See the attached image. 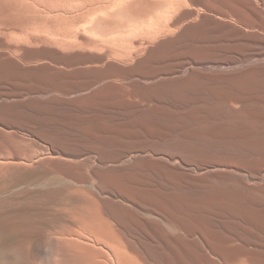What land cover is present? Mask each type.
Instances as JSON below:
<instances>
[{
	"label": "bare ground",
	"instance_id": "6f19581e",
	"mask_svg": "<svg viewBox=\"0 0 264 264\" xmlns=\"http://www.w3.org/2000/svg\"><path fill=\"white\" fill-rule=\"evenodd\" d=\"M0 8L29 20L18 27L19 40L55 44L94 62L50 77L43 73L55 70L47 63L24 68L0 53V82L41 74L51 89L60 75L63 82L90 75L102 82L118 63L127 66L126 77L140 78L128 86L74 85L65 97H47V88L27 99L16 88L0 92V118L15 119L19 107L63 104L91 115L76 127L106 149L92 146L97 182L88 178L73 227L51 237L64 264H264V0H0ZM22 58L34 59L27 51ZM102 113L109 124L120 115L133 131L170 134L107 136L102 144L94 133L115 130L101 122ZM55 158L51 152L3 158L0 181L49 187L41 169L72 168Z\"/></svg>",
	"mask_w": 264,
	"mask_h": 264
},
{
	"label": "rangeland",
	"instance_id": "374dc122",
	"mask_svg": "<svg viewBox=\"0 0 264 264\" xmlns=\"http://www.w3.org/2000/svg\"><path fill=\"white\" fill-rule=\"evenodd\" d=\"M28 21L29 20L27 18L26 19H17L11 11L6 10L5 8H0V53L6 54L8 57H11L12 59L16 60L24 68H29L30 66L32 67V66L39 65L42 63H47L53 70H55V71H47L46 73H43L44 75L46 74L45 76L50 75V77H52V75H54V73L56 71H60L61 72L60 74H66L68 72L67 70H70L68 72V73H70L72 70L75 69L74 66L77 65V62H78V65H77L78 67H84V66L87 68L88 67H94L93 66L94 62L92 61L91 58H85V59L81 58V60H80V58L75 59L73 57V53H70V52L65 53V51L63 52V50H59L61 48H59L57 45L55 47V44H52L53 46H51V47L48 46L49 44H46V45L43 44V46H40L42 43L30 45L26 42H23V38L21 39L22 41L19 40V37H17V36H19V33L21 34L20 37L21 36L23 37V35L18 30V27L25 26ZM30 21H32V19H30ZM5 32L7 33L6 35H5ZM12 33H13V35L15 34L14 35L15 38L12 37L13 36ZM3 35H5V37ZM7 35H8V37L10 35L12 38L17 39V41H20V43L16 42L14 39L9 40V39H11V37L8 38ZM12 41H13V43H12ZM4 45L5 46L7 45V47H10V48L12 47V50L8 49ZM57 47H58V49H57ZM36 48L39 50H37ZM4 49L5 50L8 49V51H10V52H8L7 50L5 51ZM28 49H30V50H28ZM25 51L29 52L31 58H34V59H32L31 62H25L23 60L22 55L25 53ZM33 51H35L34 55H33ZM40 51H42V52L46 51V54H41ZM49 51H51V54ZM13 53H15L14 55H17L19 57L17 58L16 56H13ZM83 54H85V53H83ZM88 54H92V53L89 52ZM49 55H50V58H49ZM20 59H22L25 63L22 62V60H20ZM41 60H46V61L43 62ZM74 60H76V61L73 62ZM39 61H41V62H39ZM47 61H49V62H47ZM83 61H86V62H83ZM71 62L74 64H72ZM53 63H55V64H53ZM89 63H92V64H89ZM118 65L120 66L121 69L116 68L115 71L113 70L111 72H108L107 75L103 76L104 77L103 80L105 82L110 80V81L115 82L117 84H120L122 86L123 85L128 86L129 83L131 82V80L140 79V78L136 79V77H139V76H133L134 78L132 77V79H129L128 77H126V75L122 69V68H125L127 66L122 65L120 63H118ZM77 66H76V68H78ZM73 67H74V69H73ZM62 68L63 69L65 68V69L63 70ZM67 68H69V69H67ZM70 68H72V69H70ZM43 74H41L37 78L38 80L29 81V82H22V83L17 82L14 84L13 83L6 84L4 82H0V92L2 93L3 90L8 89L7 91H4L3 93H11L16 88V89H18L17 91L20 94H22V92L20 91V90H22L23 93H25V95L24 94H22V95H24V98L27 99L29 97H32L31 95L43 96L44 94L42 93V91H44L47 88V90H49L50 93L46 94L45 96H47V97H49V96L65 97L67 95L64 94V91H66L67 89H72L76 85L90 84L92 86L94 85L93 87H96V86L100 85L102 82H104V81L98 82L96 76L94 77V75L93 76L90 75V76L77 77L76 79H73L76 82H63L61 79L62 77L60 75V76L54 78L55 79L54 84L56 86L53 84V86H55V87H54V89H53V87L51 89V85L48 84L45 80L43 81V76H44ZM81 78L84 80H82ZM123 80H125V81H123ZM93 81H95V82H93ZM120 81L125 82V83L127 81L128 84L127 83L124 84ZM35 82L38 85H36ZM96 83L98 85H96ZM2 84H4V85H2ZM40 84H41V86H39ZM14 85H16V86H14ZM29 87H31V88H29ZM12 88H14V89H12ZM27 88H28L29 93L27 91ZM49 88L52 91H50ZM15 91H13V92H15ZM25 91H27V92H25ZM33 92H34V94H33ZM27 95H29V97ZM0 102H1V100H0ZM46 105H49V104H46ZM52 105L48 106V107H50V109L44 105L42 107L36 108V110H34L35 108H33V110H32V106L23 107L22 108L23 110L21 109V107H19L20 110L18 108L15 110H19V112H21V110H22V112L24 110L27 111L26 113L24 112L26 115L25 118L19 117V115H18L19 112L16 114L14 113L16 116V117L14 116L15 119H13V116L3 118V119L0 118V119H2L0 121L1 122V124H0V159H1L0 163H1V161L5 160V159H9L14 154H19L20 156H24V157L25 156L35 157V156H42L48 152H51L54 155L58 156V158H55L56 160L66 162L72 166L70 172H68L67 170H63V169L60 172H58L56 169H51V170L41 169L39 179L41 178L40 180H42V181H44L45 179L48 180L50 183L49 187H44V186H40L37 184H36L37 186L36 185H33V186L29 185L28 182H30V181L28 179H24V178L18 180L17 182H11L10 179H8L6 182L0 181V233H4L6 236L7 235L10 236L13 240L16 238L15 241L22 244L25 247H28L29 245L32 246L31 248L28 247L29 248L28 253L27 252L23 253L24 264H39L40 261H42V260L43 261L40 264H46V263L52 264L51 254L48 253L47 251H45V249L43 247H41L42 241L44 240V238L46 236L47 237H54V235H57L58 233H62L65 230H69L71 227H73L72 223H71L72 218H73V213L78 209V207L82 203L83 195L87 194V192H88V190L86 189V182H88V178L92 182H97V179L91 175V169H92L93 164L95 162V158L97 157L96 153L91 154V151L94 150L92 148V146L95 148H100V150H102V151L106 150V149H104V146L102 147V145L99 144V141L97 142L95 140L97 142V143L95 142L96 145L95 144L91 145L94 142V141L93 142L91 141L93 139H90L89 137H84L85 135H83V133L80 132V130H78L76 127V123H78L80 120H84V119H88V118L91 119L90 118L91 115H86V113H84L85 115H83L82 114L83 112L80 110L77 111V110H74V108H71L72 109L71 110L66 105L63 106V104H58L59 105L58 106L56 104V106L58 108V111L57 110L56 111L59 112V115L55 116V117H54V115H51L52 116L51 117L50 111L57 109L55 107V104H54V106H52ZM65 106L67 107V109L65 108ZM44 107L47 109H45ZM63 107L66 110L63 109ZM52 108H54V109H52ZM59 108H61L60 111H59ZM48 109H49V112H48ZM43 110L47 111V112H44ZM68 110H70L71 112L72 111H74V112L71 113ZM31 111L33 113H31ZM66 111H68V112H66ZM78 112H79V114H78ZM32 114H33V116H32ZM41 114H43V116ZM102 114L100 115L101 116L100 117L101 122H104V125H106V126L113 127L115 130L113 132H107V133L104 132L106 134H104L101 131H98V132L96 131V133H94V134L96 136L97 135L100 136L101 139L105 138L107 136H132L133 135V137L134 136L136 137L137 135L141 136V134L142 135L152 134L149 132L146 133L144 131H140V132L133 131L132 127L129 124H127L129 120L127 121V118L125 116L116 115L115 117H112V120L114 123L109 124L108 120H110V118L108 116L104 117V114L103 115ZM30 117H31V119H30ZM61 117H62V119H61ZM16 118L18 121L16 120ZM58 118H60V119H58ZM12 119H13V121H12ZM51 119H55L57 122L52 123ZM5 121L8 123H4ZM23 122H25V123L22 125ZM65 122L68 124H66ZM125 122H127V123H125ZM27 123H29V124H27ZM30 123H31V125H30ZM3 125L5 128L2 127ZM24 125L25 126L30 125L28 127L29 129L27 128V126L24 127ZM20 127H22V128H20ZM19 128L20 129L25 128V129H23V131H22ZM32 128H33V130H36V131H33ZM17 129H19V130H17ZM27 129H28V131H27ZM48 129H50V131ZM30 130L34 133L32 134V132H30ZM51 130H52V133H51ZM167 131H166V129H164V130H162V132L160 134H154L153 133L152 135L161 136V137L166 136V135L170 134V130L167 129ZM38 137H40V138H38ZM88 140H90V141H88ZM107 140L108 139H102V140H100V143L104 144L107 142ZM86 141H88V142H86ZM45 142H46V144H45ZM89 142H90V145H88ZM86 143H88V144H86ZM52 144L54 147H52ZM44 145H47V147ZM63 145H65L66 149H68L70 151L69 154L65 153V151H63L61 149V148H63ZM87 146H89V147L87 148ZM90 146H91V148H90ZM59 147H61V148H59ZM85 150H87V151H85ZM38 152L39 153L43 152V153L39 154ZM64 155H66V156H64ZM68 156H69V158H68ZM71 158H72V160H70ZM57 173H58V175H57ZM36 180H38V179H36ZM73 181H74V183H73ZM70 184H72V187L70 186ZM75 184H77L78 186ZM17 187H19V188L17 189ZM20 187H21V189H20ZM17 190H19V191H17ZM9 193H11V194H9ZM6 194H8V195H6ZM3 195H5V196H3ZM5 201H6V203H5ZM68 227H70V228H68ZM10 232H12V233H10ZM28 236H30V237H28ZM38 246H40L41 248ZM56 255L58 256V253ZM45 258H46V260H45ZM49 260H50V262H49ZM3 264H14V262L12 260H10L9 258L7 259V257H5L3 260ZM58 264H64L60 258L58 259Z\"/></svg>",
	"mask_w": 264,
	"mask_h": 264
},
{
	"label": "clouds",
	"instance_id": "9594fccd",
	"mask_svg": "<svg viewBox=\"0 0 264 264\" xmlns=\"http://www.w3.org/2000/svg\"><path fill=\"white\" fill-rule=\"evenodd\" d=\"M29 248L32 246L29 245ZM51 254L52 264H58V256L56 255V247L53 238L45 237L42 246ZM25 246L13 240L10 236L0 233V264H3L5 257L9 258L14 264H24L23 253Z\"/></svg>",
	"mask_w": 264,
	"mask_h": 264
}]
</instances>
